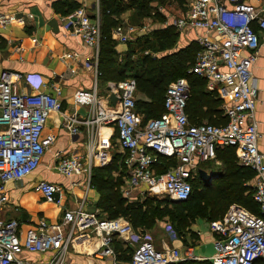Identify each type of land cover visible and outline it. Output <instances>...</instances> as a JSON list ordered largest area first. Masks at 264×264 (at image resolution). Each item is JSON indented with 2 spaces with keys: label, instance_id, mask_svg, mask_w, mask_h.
Segmentation results:
<instances>
[{
  "label": "built area",
  "instance_id": "2783aa9c",
  "mask_svg": "<svg viewBox=\"0 0 264 264\" xmlns=\"http://www.w3.org/2000/svg\"><path fill=\"white\" fill-rule=\"evenodd\" d=\"M255 2L187 0L185 11L171 21L179 31L192 28L205 32L197 38L201 49L189 73L203 77L207 89L223 100L226 124L191 123L186 113L190 85L187 78L179 77L166 89L164 112L146 122L137 109L134 78L108 81L107 99L115 95L116 105L99 97L96 84L93 89L80 88L74 93L75 103L92 104L94 110L84 118L77 112L65 113L63 127L76 135L81 126L115 124L126 171L122 192L131 201L142 200L147 195L187 201L192 195V181L199 175V165L215 159L218 148L232 146L240 164L255 171L253 198L260 214L234 203L222 218L211 220L209 229L215 236V253L209 258L197 255L192 243L184 245L183 251L178 247L158 249L151 236L135 229L129 220L108 218L100 216L99 210H87L85 198L75 208L62 209L61 217L55 222L40 218L23 229L17 217L2 215L3 205L9 202L6 184L23 180L40 167L57 139L54 133L46 131L49 115L62 111V100L58 86L52 85L53 90L49 91L27 92L19 86L26 78L23 72L3 69L0 73V264H74L70 260L72 253L85 255V264H92L94 259L108 260V264L264 261V153L259 148L257 92L252 72L261 46L255 24L264 31V0ZM29 18L33 15L29 14ZM65 19L70 32L93 50L92 58L85 64L95 68L97 78L102 37L99 8L92 15L86 5H80ZM7 22L25 20L0 12V24ZM134 32L133 25L122 21L113 29V35L122 42L134 39L131 36ZM21 50L22 46L18 45L17 51ZM79 56L76 51L63 54L65 59ZM90 133L86 158L78 152L56 154V169L62 175L85 173V181L90 183L94 167L111 163V143L105 139L96 142L94 130L90 129ZM163 158L176 162L162 168ZM34 190L46 201L63 205V184L41 179L34 184ZM116 239L132 247L129 262L119 259L114 247ZM40 253L48 258L31 257Z\"/></svg>",
  "mask_w": 264,
  "mask_h": 264
},
{
  "label": "crops",
  "instance_id": "0c3cea01",
  "mask_svg": "<svg viewBox=\"0 0 264 264\" xmlns=\"http://www.w3.org/2000/svg\"><path fill=\"white\" fill-rule=\"evenodd\" d=\"M65 1L86 5L92 15H95L98 8L100 12L101 0H0L1 13L6 15L15 14L25 20V22L0 24V73L3 69L23 72L26 78L20 82L19 86L27 92L49 91L53 90L52 85L58 86L62 100V111L51 112L49 115L46 131L54 133L57 139L54 145L46 152L40 165L44 170H39V167L33 174L23 180L10 181L6 184L9 202L3 205L2 215L6 218L17 217L23 229L35 224L40 218H45L50 222L57 221L61 217L62 209H65V207L75 208L84 198V206L87 210H98L95 205L99 199V194L91 181L90 183L85 181V173L76 174L72 177L61 175L56 169L57 153L70 154L78 152L86 158L87 143L91 138V129L92 132L94 130L92 135H95L96 142L105 139L111 143L110 152L112 156L117 153L124 155L118 145L117 129L113 123L97 124L93 128L81 126V131L76 135H71L63 127L65 113L72 114L77 112L80 118H84L89 116L94 110L92 104L77 105L75 103L74 93L80 88L93 89L96 84L101 99L112 105L117 103V101L113 102L111 99H107L108 80L102 78L101 75L96 78L95 68L85 64L87 60L92 58L93 50L86 47L81 39L67 28L64 11L68 9L69 5L59 8L61 6L59 4ZM119 1L122 4L128 2V0ZM246 1L256 3L255 0ZM153 2H150V4ZM167 4H173L179 12L177 11L178 13L173 16L170 12L165 11V8L160 7L159 11L162 17L152 12L154 16L150 15L142 18L137 15L136 7L125 8L122 11L118 16L120 21L133 25L135 32L131 34L134 39L122 42L113 35L112 31V39L116 41L115 49L118 52V57L126 56L132 48L137 49V41L144 40V38H153L156 31L173 26L171 23L172 18L181 15L185 11V7L181 3L178 4L176 0ZM58 5L59 7H57ZM59 9H63V11L61 12ZM29 14L33 15V18L30 19ZM52 19H56L58 22L59 30L57 32H54L50 25ZM147 19L151 21H147ZM255 26L261 35V46L252 69L253 85L257 92L255 115L259 126V148L264 153V31L258 29L257 24ZM173 28L175 27L173 26ZM174 32L177 35L176 41H179L178 50L185 48L193 41L197 42L198 37L205 35L202 29L192 28L183 31L175 28ZM211 35L213 36L214 33H211ZM18 45H21L23 50L17 51ZM70 51L78 52L79 58H63V54ZM164 53L166 52H161L157 55ZM70 68L74 69V71L70 72ZM136 98L137 101L148 100L146 95L138 89ZM199 166L208 173H215L212 181L219 176L223 169L222 162L217 158L202 162ZM41 179L63 184L65 195L62 206L46 201L34 190V184ZM255 179L256 177L251 181L252 186ZM136 194L137 192H135ZM202 236L204 244L194 247L195 253L207 258L212 257L215 253V236L211 231L210 233H204ZM119 241L122 242L121 240ZM153 241L159 249H162V243L159 239H154ZM168 245L178 247L183 251L185 242L177 237L172 238ZM210 245L213 247L212 252L207 251V247ZM31 257L47 259L48 255L40 253L33 254ZM70 260L74 264H85L87 257L83 254L72 253L70 254ZM91 262L92 264L109 263L108 260L102 259H94ZM122 262L124 263V261Z\"/></svg>",
  "mask_w": 264,
  "mask_h": 264
},
{
  "label": "trees",
  "instance_id": "16d2710c",
  "mask_svg": "<svg viewBox=\"0 0 264 264\" xmlns=\"http://www.w3.org/2000/svg\"><path fill=\"white\" fill-rule=\"evenodd\" d=\"M153 1L160 4L171 3L174 0H128L126 4H122L119 0H101L102 37L98 66L101 77L108 81H120L127 78L136 80L137 89L148 98V100L137 101V109L142 114L144 122L150 118L159 117L164 112V96L167 87L177 78L185 77L190 85L186 106L189 121L199 124L204 123L203 120H207L211 124H226L228 117L224 114L223 100L216 92L207 89L206 80L203 77L189 73V69L201 49L198 42L193 41L178 51L167 52L171 48L172 41H176L177 38L173 26L156 31L153 38L137 41V49L132 48L126 56L118 57V52L115 49L116 41L112 39L113 29L121 22L118 16L125 8L129 7H136L137 15L142 18L150 16L153 10L150 2ZM59 5L61 6L59 7ZM59 5L57 6L59 8L69 5L68 9L64 11L66 16L80 6L73 1H65ZM59 10L63 11V9ZM159 16L162 17V14ZM161 52L166 53L157 55ZM216 158L223 164L222 171L215 179L217 181L207 182L198 175L192 181L193 191L187 201L173 202L168 197L161 199L151 195H147L142 200L131 201L122 192L126 171L121 154H114L109 165L94 167L92 171L91 183L99 192V199L96 203L97 209L100 211L99 215L108 218L125 215L135 229H140L153 224L158 214L169 211L166 207H162L163 202L181 206L178 213L176 210L171 213L175 218L184 221L191 215L192 222H194L195 213L197 212L199 215L200 213L198 210L192 211V208L186 204L194 197L205 198L208 192L211 197L207 205H199L204 207V214L208 215L210 221L222 218L229 206L234 203L248 208L253 213L260 214L259 206L253 198L254 187L251 185L255 171L240 164L236 149L232 146L218 148ZM120 159L121 167L117 162ZM115 160L117 161L115 162ZM163 161L162 168L176 162L174 159L170 161L167 158H163ZM109 170L120 171L115 175L111 171L108 173ZM205 189L207 191H203ZM184 242L185 245L193 244L192 239L188 241L185 238ZM114 247L121 261L127 263L131 260L133 250L130 246L116 239ZM202 262L204 261L185 260L172 264H201ZM255 264H264V261L259 259Z\"/></svg>",
  "mask_w": 264,
  "mask_h": 264
},
{
  "label": "rangeland",
  "instance_id": "374dc122",
  "mask_svg": "<svg viewBox=\"0 0 264 264\" xmlns=\"http://www.w3.org/2000/svg\"><path fill=\"white\" fill-rule=\"evenodd\" d=\"M186 1L187 0H176V2H178V4L184 2L182 4L183 6L186 3ZM150 6L153 8L152 12L156 13V15L161 14V12L159 11L160 7H162L163 9L165 8L164 10L170 12L171 15H173V16L179 12L174 7L173 4H167V3H160L159 4L157 1H154L152 4H150ZM184 7L186 9V6H184ZM151 16H154L153 13L151 14ZM147 21H151V20L147 19ZM178 42L179 41H172L171 48H170V50H168V52H173L176 50L178 51V46H179ZM202 122H207V120H203ZM50 159H51V157H50ZM121 159L124 160V155H121ZM121 159L118 161L115 160V162L116 161L118 162V166H120V167H121ZM39 170L42 171V170H44V168L40 167ZM110 171L111 170H109L108 173H110ZM119 171L120 170H116V171L112 170L111 172H113V173H115V175H117V173ZM59 175H57V176H59ZM213 181H217V180L214 179ZM208 182H210V181H208ZM203 191H207V189H205ZM98 194H99V192H98ZM157 197L161 198V199L167 198L166 196L165 197L164 196H157ZM210 197H211V194L208 192L206 194L205 198L200 199V198L194 197V198H192V200L190 202H188L186 204V205H188V207L192 208V211L196 212L198 210L200 213V215L197 212L195 213L196 219L194 220V222H192L191 215L188 218H186V220H184V221H181L178 218H175L173 216L174 214H171V213H173V211H175V210L178 213L181 206H176L175 204H168V203L162 202V207H166L169 211H166L163 214H158L156 216V220L154 221L153 224H150V225L143 227V228H140V229H142L145 234L151 236V238L153 237L152 238L153 240L159 239L160 242L162 243V246H161L162 249H169V248L173 247L171 245L170 246L168 245V242L172 240L173 235H176V237H178L179 239L181 238L182 240H185V238H186L188 241H190L192 239L194 247L202 246L204 244V240H203L202 235L206 232L210 233V229H209L210 219L208 218V215L206 213L204 214V207L201 205L206 206ZM199 204H201V205H199ZM95 207H96V205H95ZM162 209L164 210V208H162ZM120 217H123V218L128 220V217L125 215L120 216ZM179 233H180V235H179ZM212 250H213L212 245L207 247V251L212 252ZM207 262L208 261L206 260V261L202 262L201 264H207Z\"/></svg>",
  "mask_w": 264,
  "mask_h": 264
},
{
  "label": "water",
  "instance_id": "95a60500",
  "mask_svg": "<svg viewBox=\"0 0 264 264\" xmlns=\"http://www.w3.org/2000/svg\"><path fill=\"white\" fill-rule=\"evenodd\" d=\"M50 25L54 32H57L59 30V25L56 19H52L50 22ZM116 99H117L116 96L112 95L111 100L115 102ZM198 173H199V176L205 179L206 181L207 180L210 181L215 177V173H208L206 170L202 168H199ZM173 202H179V201H173Z\"/></svg>",
  "mask_w": 264,
  "mask_h": 264
}]
</instances>
